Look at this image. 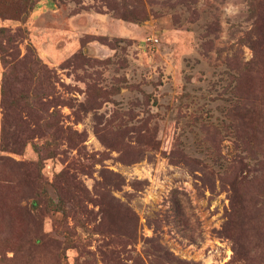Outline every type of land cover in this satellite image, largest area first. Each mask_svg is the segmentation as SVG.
Returning a JSON list of instances; mask_svg holds the SVG:
<instances>
[{
    "label": "rangeland",
    "instance_id": "rangeland-1",
    "mask_svg": "<svg viewBox=\"0 0 264 264\" xmlns=\"http://www.w3.org/2000/svg\"><path fill=\"white\" fill-rule=\"evenodd\" d=\"M0 264H264V0H0Z\"/></svg>",
    "mask_w": 264,
    "mask_h": 264
},
{
    "label": "clouds",
    "instance_id": "clouds-1",
    "mask_svg": "<svg viewBox=\"0 0 264 264\" xmlns=\"http://www.w3.org/2000/svg\"><path fill=\"white\" fill-rule=\"evenodd\" d=\"M240 7H242V5H241V6H236V7H233L232 5H229L228 8L226 9V11H227L230 15H234V14H236V13L239 12Z\"/></svg>",
    "mask_w": 264,
    "mask_h": 264
}]
</instances>
